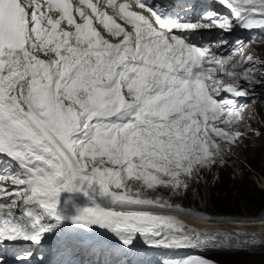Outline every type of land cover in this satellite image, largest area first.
Segmentation results:
<instances>
[{
	"label": "snow or ice",
	"instance_id": "1",
	"mask_svg": "<svg viewBox=\"0 0 264 264\" xmlns=\"http://www.w3.org/2000/svg\"><path fill=\"white\" fill-rule=\"evenodd\" d=\"M216 3L0 0V264H213L174 257L248 235L172 200L230 162L257 98L264 61L237 55L264 38L228 37L264 32V0ZM97 228L117 243L78 235Z\"/></svg>",
	"mask_w": 264,
	"mask_h": 264
},
{
	"label": "rangeland",
	"instance_id": "2",
	"mask_svg": "<svg viewBox=\"0 0 264 264\" xmlns=\"http://www.w3.org/2000/svg\"><path fill=\"white\" fill-rule=\"evenodd\" d=\"M253 37L264 38V32L253 31L243 35L241 40L247 42ZM244 49L264 56V43L248 44ZM257 74H264V68ZM260 89L264 90V85H260ZM257 97L258 102L261 103H258L257 109L255 107L249 115L252 117L253 124L257 127L262 126L263 130L257 134L244 135L243 143L232 148L229 163L220 168H213L204 175L199 184L193 185L195 194L189 191L185 197H172V200L180 205L188 201L187 206H181L188 212L194 213L192 216H203L206 217L205 219L210 217L218 222L238 220L241 223L245 222L243 224L249 221H264V205L258 210L253 200L257 196L256 190L264 191L262 182L264 178V91H261ZM256 116L260 119L257 120ZM241 132L245 133V130ZM151 195L169 197L170 193L161 189ZM215 206L224 209L225 213L216 212ZM251 246L252 250L248 252L214 253V250L209 249V253L186 254L183 258L202 257L212 261L213 264H264V249H257L255 245Z\"/></svg>",
	"mask_w": 264,
	"mask_h": 264
},
{
	"label": "bare ground",
	"instance_id": "3",
	"mask_svg": "<svg viewBox=\"0 0 264 264\" xmlns=\"http://www.w3.org/2000/svg\"><path fill=\"white\" fill-rule=\"evenodd\" d=\"M244 56L243 54H241ZM248 55L245 56L247 58ZM261 91H259L260 93ZM259 94H257L258 96ZM258 99V97H257ZM240 131H243L240 129ZM262 182L264 184V178H262ZM176 218L185 224L189 228H194L200 231H221V232H230L235 234L236 230L247 232V236H242L239 238V241L233 240L229 245L226 246H218L216 248H210V250L215 251H222V252H248L249 250H252L251 245L257 246V249L262 248L264 249V221L262 220H256V221H249L246 224H243L239 222L238 220L233 221H224V222H218L215 220H204L199 218H194L187 215H177ZM238 221V222H237ZM240 224V225H239ZM243 224V225H241ZM97 235V239L101 238L104 234L101 231H93ZM253 236L256 237L257 242L252 243H244L245 240L251 239ZM102 244L104 243V240L101 238ZM209 252V249L206 250H195L190 249L187 251H181L177 257L179 258L183 254H202ZM146 254H150L152 256V260L150 264H157L158 258L162 257L161 254L155 253L153 251H147Z\"/></svg>",
	"mask_w": 264,
	"mask_h": 264
},
{
	"label": "trees",
	"instance_id": "4",
	"mask_svg": "<svg viewBox=\"0 0 264 264\" xmlns=\"http://www.w3.org/2000/svg\"><path fill=\"white\" fill-rule=\"evenodd\" d=\"M257 196L255 198H253V196L251 195V197L253 198V200L255 201V207L256 209H260L261 207H263L264 205V191L263 190H256ZM217 197V196H216ZM251 198V199H252ZM188 204V201H185ZM220 204V203H219ZM214 210L216 212L219 213H225L224 209L219 208L218 206L214 207Z\"/></svg>",
	"mask_w": 264,
	"mask_h": 264
}]
</instances>
